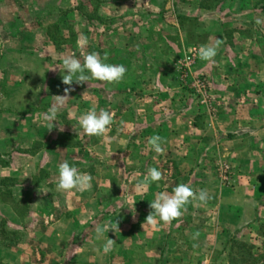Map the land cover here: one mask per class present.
Here are the masks:
<instances>
[{
    "label": "crops",
    "instance_id": "crops-1",
    "mask_svg": "<svg viewBox=\"0 0 264 264\" xmlns=\"http://www.w3.org/2000/svg\"><path fill=\"white\" fill-rule=\"evenodd\" d=\"M99 1H104L100 13L108 9L126 18L120 33H127L121 40L104 41L101 50L106 53L92 40L91 52L124 65L127 72L119 82L92 79V95L138 96L136 104L113 98L107 108L113 122L121 111L142 145L139 159L147 154L149 138L159 136L163 153L176 166L199 160L193 163L194 174L209 177L196 190L207 193V201L201 202L206 212L187 217L186 230L179 226L182 217L146 222L156 194L171 193L173 187L144 184L149 169L127 161L131 135L124 133L120 140L114 133H84L78 121L90 108L99 112L95 98L89 107H74L71 124L77 145H66L64 138L71 134L64 118L67 108L58 106L51 130L42 120L63 92L44 85L46 73H38L60 74V66H35L28 54L0 55V63L13 58L25 63L17 67L20 86L5 90V97L1 84L15 71L6 62L0 64V264H228L229 241L250 224L264 222V0H217L213 5L207 0ZM79 18L83 27L86 19ZM190 30L202 39L192 40ZM202 46H215L217 53L210 61L197 55L192 70L208 76L211 110L194 106L179 84L180 51ZM77 47L79 56L82 46ZM89 138V147H84ZM104 144L109 152L122 144L127 164L97 170L75 164L91 176L92 187L58 189L60 164L71 155L97 152ZM220 164L231 168L227 184L214 177ZM102 176L106 182L100 181ZM110 221L117 223V231L104 230ZM108 238L115 243L104 253Z\"/></svg>",
    "mask_w": 264,
    "mask_h": 264
},
{
    "label": "rangeland",
    "instance_id": "rangeland-1",
    "mask_svg": "<svg viewBox=\"0 0 264 264\" xmlns=\"http://www.w3.org/2000/svg\"><path fill=\"white\" fill-rule=\"evenodd\" d=\"M149 0H145L147 4ZM217 0H207L208 5H213ZM104 1L97 0H0V55L2 56H34L35 66L42 65H58L62 66V60L65 56L75 55L80 59L81 63L84 62V57L92 53L91 41L97 40L99 44L100 53H106L104 49L101 50L102 43L107 40H121L127 33L126 31L121 34L122 23L125 22L122 15L118 16L113 13L112 10L105 9L102 11L104 15H101V6ZM100 15H99V14ZM81 19H86L84 26L80 27L79 16ZM117 16V17H116ZM81 21V22H80ZM187 26L192 27L191 22ZM11 28V29H10ZM123 28H125L123 26ZM190 37L192 40L200 41L202 38L196 34L195 31L190 30ZM87 37L88 43L86 46H82L80 49L81 53L78 55V40L81 38V34ZM16 40L18 43L16 45L10 44L8 41ZM106 45H104L105 48ZM104 50V51H103ZM181 59L178 60L179 68V84L182 89L186 92L189 101L194 104L197 108H203L205 110H211L212 105L210 103L212 100L211 85L207 75H194L193 68L197 61V55H199V48L190 47L186 50H181ZM194 52L195 56L189 67L186 68L185 60L190 54ZM12 53V54H11ZM103 56V55H101ZM25 60V59H24ZM9 66H13L12 69L15 73L11 74L7 81L1 84L3 88L2 96L5 97L6 93L17 89L20 86L21 75H19L20 68L18 66L25 65L21 62V59H7L3 61ZM106 63L113 64L112 62ZM29 65H31L29 60ZM46 73L44 78V85L56 89H60L63 93L62 96L67 95L63 101V107L67 108V112L64 116L68 122L67 130L71 132L67 137L64 138L67 141L66 145L75 146L77 145L76 139L73 137L74 127L71 124L72 114L74 113V107H79L80 105L94 104V99H99L97 103L100 109L108 110L107 108L113 104V98L118 97L119 104H136L138 102L137 95H120V96H110L107 94L103 95H92L91 93V82L89 79L87 82L76 83L73 82L71 85V90L65 93V89L69 88L68 85L62 83L63 71L59 73H53L51 71L40 70L39 74ZM56 74V75H55ZM59 74V75H58ZM86 75L88 73H85ZM4 75V73H3ZM16 75V76H14ZM54 75V76H52ZM39 76V75H38ZM204 89L201 90V86ZM77 87L76 91L74 88ZM200 87V88H199ZM82 92V93H81ZM184 96V95H183ZM185 97V96H184ZM48 104V103H47ZM46 105V103H45ZM122 107V106H121ZM120 107V108H121ZM116 122H113L115 126L111 124L108 130L102 135L107 136L110 133L116 134L122 140L124 133L132 134L133 127H129L124 124L123 113L118 112V116L115 117ZM131 132V133H130ZM128 136V135H127ZM105 138H103L104 140ZM62 141V140H61ZM129 145L131 146L130 157L127 161L131 166H137L141 163V166L147 169L158 168L162 172L161 180L158 183H162L168 188L173 189L178 184H185L188 187L194 189V192L198 195V186L204 184L202 180H207L209 178L206 174L197 173L194 174L193 163L195 165L199 161H195V157L190 159L189 163H183L182 166H176L174 162H171L165 155V152L161 153L159 157L157 153H154L152 148L149 149L150 145L146 144L147 154L144 155V159L138 158V152L141 143L138 141V135H131ZM90 144V138L85 142L84 147ZM142 146V145H141ZM122 144L116 147V151H107V145H101L98 151L83 152L79 156L71 155L67 158L70 165L75 164L80 165L79 167H84L85 169L97 170L101 167H114L122 168L127 162L122 159L123 149ZM192 149L191 151H193ZM151 151V152H149ZM159 154V153H158ZM105 158H103V156ZM192 155V154H191ZM206 164V160L200 158V162ZM181 164V163H180ZM198 165V164H197ZM227 167V174H224V168ZM230 169L228 165L220 164L218 165L216 177L222 184H227L230 179ZM122 175H118V179ZM214 177L212 179H214ZM104 177H100V181L106 182ZM117 180V179H116ZM99 181V182H100ZM190 182H192L190 184ZM169 190V189H168ZM197 190V191H196ZM192 207L187 205L184 206L182 214V220L179 223L181 229L186 230L188 225L186 218L201 216L203 212H206L205 207L202 205L201 201L198 199H191ZM190 202L188 204H190ZM212 212V211H211ZM212 217L214 214H211ZM197 219V218H196ZM248 228L244 229L239 236L233 238L226 245V250H228V264H264V222L263 223H252ZM214 227L211 224V228ZM213 229V228H212ZM250 230V231H249ZM253 232L258 236L254 237ZM218 260V258H216ZM216 264V263H215ZM221 264V263H220ZM226 264V263H225Z\"/></svg>",
    "mask_w": 264,
    "mask_h": 264
},
{
    "label": "clouds",
    "instance_id": "clouds-1",
    "mask_svg": "<svg viewBox=\"0 0 264 264\" xmlns=\"http://www.w3.org/2000/svg\"><path fill=\"white\" fill-rule=\"evenodd\" d=\"M257 23H260L258 20ZM88 43L87 37L81 34L78 40L79 46H86ZM215 46H202L199 49V56L201 60L210 61L216 56ZM106 56L103 58L96 52L87 54L84 57L83 64L75 55L65 56L62 60V66L59 67L63 71L62 83L68 85L65 93L71 90L73 82L83 83L89 79H96L102 82L114 83L121 81L127 69L122 64L106 63ZM85 73H88L87 75ZM64 96H55L56 106H53L45 114H42V120L50 124L49 130L54 127L53 122H56L58 106L63 104ZM79 126L86 135L102 136L113 123V114L105 109L90 108L87 112L79 118ZM151 148L156 153L163 151L161 147V138L159 136H152L148 141ZM91 176L81 173L76 167L70 165L65 160L58 166V183L57 187L60 190L69 191L77 189L79 191L89 190L91 185ZM161 180V173L156 169H149L148 176L144 180V184H152ZM191 199H199L201 202L207 201V193L201 190L197 195L190 187L185 184H178L171 193L159 192L155 199L151 201V212L147 215L146 222L155 223L157 221L170 223L172 220L181 216L184 206L190 202ZM114 225V227H113ZM118 225L114 221H110L105 231H117ZM100 230L98 229V232ZM115 242L112 239H107L102 246L104 253L112 251V246Z\"/></svg>",
    "mask_w": 264,
    "mask_h": 264
},
{
    "label": "built area",
    "instance_id": "built-area-1",
    "mask_svg": "<svg viewBox=\"0 0 264 264\" xmlns=\"http://www.w3.org/2000/svg\"><path fill=\"white\" fill-rule=\"evenodd\" d=\"M194 56H195V54H194V52H192V53L190 54V56L186 58V60H185V66H186V68L190 66V64H191V62H192ZM199 88H200V87H199ZM203 89H204V86L202 85V86H201V90H203ZM227 169H228L227 167L224 168V174H227Z\"/></svg>",
    "mask_w": 264,
    "mask_h": 264
},
{
    "label": "trees",
    "instance_id": "trees-1",
    "mask_svg": "<svg viewBox=\"0 0 264 264\" xmlns=\"http://www.w3.org/2000/svg\"><path fill=\"white\" fill-rule=\"evenodd\" d=\"M5 182V181H4Z\"/></svg>",
    "mask_w": 264,
    "mask_h": 264
}]
</instances>
